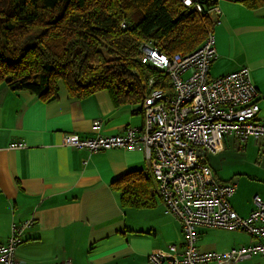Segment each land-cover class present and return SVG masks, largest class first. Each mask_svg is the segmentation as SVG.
Returning a JSON list of instances; mask_svg holds the SVG:
<instances>
[{"label":"crops","instance_id":"obj_1","mask_svg":"<svg viewBox=\"0 0 264 264\" xmlns=\"http://www.w3.org/2000/svg\"><path fill=\"white\" fill-rule=\"evenodd\" d=\"M211 1L217 9L211 14L217 51L211 77L249 69L264 122V6ZM143 125L142 102L117 107L107 90L79 99L60 82L57 97L45 101L1 85L0 244L7 243L14 224L32 221L15 253L22 264H149L151 254L168 252L170 246L181 257L182 226L166 212L143 149L92 153L64 145L67 135H123L128 127ZM205 163L220 184H236L231 206L248 218L256 209L255 198L264 200V139L243 144L227 137L223 151L207 154ZM131 181H136L141 207L126 205L113 186ZM240 233L200 229L198 246L225 253L257 243ZM240 264H264V255Z\"/></svg>","mask_w":264,"mask_h":264},{"label":"built area","instance_id":"obj_2","mask_svg":"<svg viewBox=\"0 0 264 264\" xmlns=\"http://www.w3.org/2000/svg\"><path fill=\"white\" fill-rule=\"evenodd\" d=\"M181 2L202 15L217 11L214 6L208 13L205 10L208 2L213 3L211 0ZM140 54L143 65L167 76L171 84L170 90L157 88L158 79L153 76L142 82L147 90L142 101L143 127H128L123 135L97 138L67 135L64 145L92 153L144 150L166 212L180 222L185 237L181 257L176 256V247L170 246L168 252L151 254L149 264H240L264 255V200L256 197L255 211L248 218H241L230 203L236 184H220L205 163L207 154L223 151L227 137L243 144L264 139V122L258 117L259 91L249 69L211 77L217 59L212 30L193 52L170 55L149 42L141 45ZM200 152L205 156H200ZM32 225L28 221L12 226L7 243L0 244V264H22L15 259V253ZM200 229L240 231L258 241L225 253L203 252L198 246Z\"/></svg>","mask_w":264,"mask_h":264},{"label":"trees","instance_id":"obj_3","mask_svg":"<svg viewBox=\"0 0 264 264\" xmlns=\"http://www.w3.org/2000/svg\"><path fill=\"white\" fill-rule=\"evenodd\" d=\"M238 1L264 6V0ZM196 16L204 20L181 0H0V86L51 101L62 82L79 99L107 90L117 107L142 102L145 78L158 79L160 89L171 84L140 62L141 45L153 42L170 55L195 51L213 29ZM135 183L113 186L126 205L141 207Z\"/></svg>","mask_w":264,"mask_h":264},{"label":"rangeland","instance_id":"obj_4","mask_svg":"<svg viewBox=\"0 0 264 264\" xmlns=\"http://www.w3.org/2000/svg\"><path fill=\"white\" fill-rule=\"evenodd\" d=\"M213 7V6H212ZM211 7V8H212ZM210 8V9H211ZM210 9H208V10H210ZM207 13H208V11H207ZM211 14H213V12L212 13H209V14H206V16L204 15V20L202 19V18H200L199 16H196V18H195V21L198 23V22H200V20H203L205 23H208V25H212L213 24V19H211ZM211 31V30H210ZM212 31H213V29H212ZM206 39V38H205ZM205 39H204V41H205ZM204 41L201 43H197L196 44V49L198 48V47H200L203 43H204ZM163 45H165L164 43H162ZM145 76H148V75H145ZM239 233H240V231H239ZM240 234H242V235H244V236H248L247 234H245V233H240Z\"/></svg>","mask_w":264,"mask_h":264},{"label":"water","instance_id":"obj_5","mask_svg":"<svg viewBox=\"0 0 264 264\" xmlns=\"http://www.w3.org/2000/svg\"><path fill=\"white\" fill-rule=\"evenodd\" d=\"M199 155H200V156H205V153L200 152Z\"/></svg>","mask_w":264,"mask_h":264}]
</instances>
